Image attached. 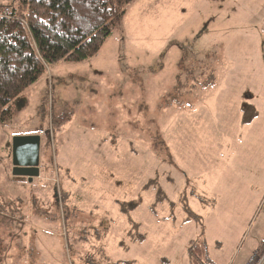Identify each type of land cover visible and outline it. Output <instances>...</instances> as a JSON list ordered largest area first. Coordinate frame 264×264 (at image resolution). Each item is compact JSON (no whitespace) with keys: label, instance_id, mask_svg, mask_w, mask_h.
Segmentation results:
<instances>
[{"label":"rangeland","instance_id":"1","mask_svg":"<svg viewBox=\"0 0 264 264\" xmlns=\"http://www.w3.org/2000/svg\"><path fill=\"white\" fill-rule=\"evenodd\" d=\"M187 71L209 97L191 111L175 106ZM247 100L258 117L242 126ZM14 110L0 264H195L201 238L209 264H239L264 244V0H134L97 55L50 65ZM25 130L41 136L32 181L12 171Z\"/></svg>","mask_w":264,"mask_h":264},{"label":"trees","instance_id":"2","mask_svg":"<svg viewBox=\"0 0 264 264\" xmlns=\"http://www.w3.org/2000/svg\"><path fill=\"white\" fill-rule=\"evenodd\" d=\"M133 2L134 0H0V125L5 126L11 121L24 92L47 72L50 65L61 61L83 62L97 55L115 27L123 22L128 7ZM186 73L183 76V73L178 72L180 76H177V83L174 85L177 93L175 106L191 111L196 107L193 99L196 95H203L199 96L197 102L205 100L206 103L209 97L204 99L208 92H204L203 86L196 90L195 74L192 75V71ZM180 94L187 96L183 98ZM180 100L185 103H180ZM238 109L239 123L242 126L253 124L258 117L255 106L247 101L242 102ZM69 120L64 114L55 117L52 125L59 130ZM169 146L155 142L153 149L158 153L157 156L164 154L174 161L175 156ZM171 166L177 170L180 168L178 163H172ZM134 205L133 202L120 203L123 211ZM207 249V243L202 238L192 245L190 253L195 264H209ZM3 250L0 241V261ZM263 254L264 244L259 248V255ZM84 262L88 264V258Z\"/></svg>","mask_w":264,"mask_h":264},{"label":"water","instance_id":"3","mask_svg":"<svg viewBox=\"0 0 264 264\" xmlns=\"http://www.w3.org/2000/svg\"><path fill=\"white\" fill-rule=\"evenodd\" d=\"M41 136L16 135L12 139V171L32 181L40 173Z\"/></svg>","mask_w":264,"mask_h":264},{"label":"crops","instance_id":"4","mask_svg":"<svg viewBox=\"0 0 264 264\" xmlns=\"http://www.w3.org/2000/svg\"><path fill=\"white\" fill-rule=\"evenodd\" d=\"M202 97H203V95H202ZM207 98V96H205V99ZM205 100H202L200 103H205L204 102ZM207 101V100H206ZM199 103V102H198ZM247 103L248 104H251V101L250 100H247ZM36 133H39V131L38 130H25V132H17V133H15L14 132V134L13 135H26V134H36ZM260 147V146H259ZM258 173V171L256 172V174ZM253 253H255V252H253ZM251 255H253L252 253L250 254V255H246L245 257H244V259H242V261L239 263V264H247L248 263V261H249V258L251 257ZM217 264H221V263H217Z\"/></svg>","mask_w":264,"mask_h":264},{"label":"built area","instance_id":"5","mask_svg":"<svg viewBox=\"0 0 264 264\" xmlns=\"http://www.w3.org/2000/svg\"><path fill=\"white\" fill-rule=\"evenodd\" d=\"M264 255H259L257 252L249 259L247 264H263Z\"/></svg>","mask_w":264,"mask_h":264}]
</instances>
